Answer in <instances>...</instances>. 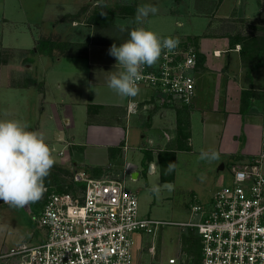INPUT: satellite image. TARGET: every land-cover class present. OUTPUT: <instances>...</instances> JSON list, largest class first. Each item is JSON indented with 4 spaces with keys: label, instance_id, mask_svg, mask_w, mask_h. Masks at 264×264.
I'll list each match as a JSON object with an SVG mask.
<instances>
[{
    "label": "crops",
    "instance_id": "1",
    "mask_svg": "<svg viewBox=\"0 0 264 264\" xmlns=\"http://www.w3.org/2000/svg\"><path fill=\"white\" fill-rule=\"evenodd\" d=\"M217 3L218 0H188L184 2L187 13L199 14L208 18L205 30L200 34L199 32L192 34L187 39L188 43L192 44L203 56V61L196 64L193 70L196 91L191 104L160 98L155 95L153 89L147 86L139 87L140 92L135 98L118 96L107 86L109 76L121 70L119 65H116L117 62L110 59L111 63H106L107 61L104 59L109 56L105 55L104 46L95 44V49H91L90 44L93 42L88 40L89 36L87 35L84 41V33L82 37L77 34V36H71L74 39L68 38L70 33H66L67 28L58 21L62 14L56 18L57 23L53 26L50 36L61 41L87 43L86 56L82 58L74 56L70 58L73 60L64 59L61 63V59L64 58L62 54L55 57L39 54L40 57L35 61L33 86L26 88L27 86L22 80L24 71L20 69H17L18 82L12 83L10 80L12 76L10 73L15 64L4 53L10 51L11 48L25 50L29 39L28 37L19 39L14 36L13 42L17 41L18 44L11 45L9 44L11 38L6 37L4 40V36L1 35L0 53L3 51V55L0 54V88H2L0 113L7 114V111L4 110H10V108L17 110L18 118L16 120L27 123L28 126L33 125L29 130L42 132L46 143L51 145L53 150L56 146L60 147L58 151L60 159L55 162L61 166L62 162L68 161L72 157V153H75L76 148L79 147L83 151L86 147L91 146L107 148V150L119 146L126 150L125 138L128 121L130 122L132 118L133 125L143 123L148 127V130H151L148 140L150 144L155 143V148L157 146L156 149L152 147L154 152L149 148L152 152V159L148 164L149 171L154 170V157L157 158L159 150L173 149L175 163L177 162V152L191 150L190 147H192L193 141L195 142L194 121L196 118L202 124L201 145L205 150L215 149L220 153L229 154L227 151L230 148H235V138L239 137L241 133L247 140L244 143L243 153L249 160L261 147V130L258 120L260 110L256 113L258 115L257 122L250 112L255 109L252 105L254 101V89L251 86L253 78L247 74L242 63L241 43L235 42L232 46L230 39L234 38L237 33L241 35L259 33L260 27L264 25L261 22V19H264V0H221L218 5ZM7 20L12 21L7 17L5 2L0 0V21L5 23ZM83 20V18H79L71 21V25L86 26V20H84L85 22ZM31 41L34 44L36 38ZM4 42L8 44H4ZM215 51L220 53L214 54ZM224 55L227 56L226 62L209 61L210 56L219 59ZM54 63L57 66L60 63L62 65L55 77H51L48 73L52 70ZM77 67L81 68L80 71L83 74L80 80H73L69 85H66V74L62 73V70L64 68L73 70ZM5 74L9 76L6 80ZM37 75L43 85L39 92L34 84L38 78ZM202 80L204 85H202ZM206 84H208L209 90L212 85L215 87V92L210 97L211 101H206V95L209 93L205 91ZM27 91L28 93H26ZM31 94L37 99L33 101L34 105L28 111L29 103H26L24 95L30 97ZM130 101L135 102L137 107L135 112L128 114L127 106ZM89 106L92 108L88 110ZM31 111L32 115L27 116V113ZM42 115L47 117V124L41 121ZM178 115L180 121L187 123L183 132L187 137L186 145L189 149L179 148L181 143L182 147L185 145V141L179 143L176 140L175 130H177ZM124 119L126 125L122 124ZM163 136L166 137L168 145L167 143L162 145L160 139ZM72 163L77 164L78 162L73 159ZM130 165L129 161L124 160L122 172L129 173L135 180L139 173ZM222 165L224 168V164ZM103 175L99 174L93 177L115 178L114 175ZM43 197L40 199L41 207ZM4 204L3 201H0V252L13 246L28 244L21 235V230L19 231L16 226L15 228L12 221L9 220L10 213L3 206ZM26 207L28 208V206ZM43 239L44 237L36 243ZM6 264L21 263L18 259H9Z\"/></svg>",
    "mask_w": 264,
    "mask_h": 264
},
{
    "label": "rangeland",
    "instance_id": "2",
    "mask_svg": "<svg viewBox=\"0 0 264 264\" xmlns=\"http://www.w3.org/2000/svg\"><path fill=\"white\" fill-rule=\"evenodd\" d=\"M186 1L188 0H3V2H5L7 17L8 19H12V21L7 20L5 23L0 21V39L2 37L1 35L4 36V40L6 37H10L11 41L9 44L11 45L18 44L17 41L13 42L14 36L19 37V39H22V37H28L29 39L25 50L11 48L10 51L4 53V55L8 56L15 64V69L12 68L10 73V75H12L10 80L12 83L18 82L17 69H20L24 71L22 72L24 74L22 80L25 82L26 88H28V86H33L34 79L32 78H34L35 61L40 57L39 54L45 56L40 47V39L53 38L50 36V33L53 31V26L57 23L56 18H58L59 15L63 14L58 18V21H60L64 15L73 13H78L77 19L83 18L86 20V26L80 24L72 26L71 20L68 18L62 19L60 24L62 23L61 25L67 28L66 33H70L68 34V38L74 39L71 36H77V34L82 37L84 33V41L87 35L89 36L88 40L93 42L90 44L92 47L91 49H95V44L96 46H104L103 50L105 51V55L109 56L104 60L107 61L106 63H111V60L116 61V59L108 55L109 48L113 43L119 46V44L127 40L129 38L128 31L133 28L145 27L154 31L160 37L172 36L182 42H189L187 39L190 35L198 32L200 34L201 31L205 30L208 18L199 14L187 13L185 10L186 6L184 5ZM141 4L155 5L158 7L159 11L155 15H150L143 24H137L135 22V13L137 6ZM123 5L127 7L124 9ZM211 6L213 7L212 3ZM121 7L124 9V12L127 10V14L121 15L123 12H120ZM84 8L86 10H84ZM92 11H94L95 18L98 20L97 22L93 21L89 24L87 16ZM165 11L167 12L165 13ZM107 15L109 16L108 23L103 26L101 20L107 19ZM33 38H36L34 44L33 41H31ZM4 44L8 43L4 42ZM77 44H80L78 46L80 48H78L79 50H85L84 48L81 49L83 46L82 43ZM66 45L67 44L64 43L62 46L67 48ZM68 49L74 50L77 48L72 46V48ZM0 54L3 55V51ZM47 56L49 57V55ZM55 56L60 55L55 54L53 57ZM78 56L82 58L85 57L86 54H80ZM63 57L61 63H63L64 59L73 60L70 58L74 56L64 55ZM209 61L226 62L227 56L224 55L223 58L219 59L210 56ZM61 63L58 66L54 63L55 65L48 73L49 76L55 77L56 73L61 68ZM80 70V67L74 68L73 70L72 68H64L62 70V73L66 74V85H69L73 80H80L81 75H83ZM252 72L250 73L253 78L251 86L254 89V101L252 105L255 109L250 112L252 113L251 116L253 119H256L258 122L260 119L256 113L261 108L262 88L264 86V67L254 69ZM192 74H194L193 71ZM38 75L34 84L39 92L40 89L42 90L43 85ZM8 77L9 76L5 74V80ZM202 85H204L203 80ZM205 87V91L209 92L206 95L207 100H205L211 101L210 97L214 94L215 87L212 85L210 90L208 84H206ZM4 88L9 90L6 87ZM1 90L2 88H0V100ZM26 93H28V91ZM24 97L26 103H29L28 111H30L34 105L33 101H36L37 98L36 96L34 97L33 94H31L30 97H26L25 95ZM4 111H7V114L0 113V120H16L18 118L17 110L10 108V110L5 109ZM29 115H32V111L27 113V116ZM20 117L23 118L22 116ZM132 120L133 118L130 119V122L128 121L125 138L126 150L119 146L111 147L109 150L97 146L86 147L84 151L80 147L76 148L75 153H72V157L69 158L68 161L62 162V166H64L62 169H66L71 174L65 175L64 173H60L57 176L58 179L61 178L64 181L74 184L71 179L72 174L79 170L85 171L92 177L98 176L99 174L114 175L115 178L123 179L125 186L136 193L139 216L175 223L196 222L198 216L191 213V206L194 204H199L203 207L208 205L211 202L213 194L218 189L224 185L231 184L232 175L229 169L230 165L240 164L247 160V157L244 156L243 153L244 143H246L247 140L244 138V135L240 133L239 137L235 138V148H230L227 151L229 154L219 152V160L211 163L198 161L197 156L201 150L205 149L201 145L200 133L202 131V124L201 121H198L196 118L194 121L196 133L194 137L195 142L193 141V145L190 147L191 150H184V152L176 153L177 164L175 163V168L171 172L173 178L169 181H162L161 170L157 158L154 157L155 167L153 171H149V163L146 160L143 161V153L146 149L148 150L150 148V150L154 152V149L157 148V146L155 148V143L150 144L148 140L151 130H148V127L143 123L133 125ZM41 121L46 124L48 123L47 117L44 115H42ZM122 124L126 125L125 119ZM133 126H135V128H133ZM32 127L33 125H29V129ZM173 134L174 132L172 135ZM176 135L177 130H175V136ZM160 141L162 145L165 143L168 145L166 137L163 136ZM186 144L187 141H185V145ZM152 147H154V149H152ZM50 148L54 159L56 161L60 159V156H58L60 147L56 146L53 150L50 145ZM186 148L189 149V147ZM73 159L78 163L73 164ZM124 160L129 161L131 164L130 167L132 166V168L138 171L139 175L135 180L132 179L129 173L124 174L122 172V162ZM221 164H224V168L222 169H220ZM54 165H58V163L55 162ZM54 171L55 167L53 166L50 173ZM168 175L170 174H167V176ZM165 183L171 184L172 189L168 190L163 187ZM154 184L161 185V192L158 197L149 191ZM3 206L9 210V220L12 221L14 227L16 226L19 231L21 230V235L25 238V242L33 244L45 237L46 229L41 227L37 221L41 208L40 200L28 205V208H13L8 204H4ZM132 236L134 239L132 247V264H169L167 261L171 257L176 258V262L173 264H181L183 261H186L187 258H190V255L187 253V241L189 237L194 240V249L196 251L198 250L197 245L200 241L195 228L170 224L161 226L155 234L138 232L134 233ZM150 247H153L154 250L150 251Z\"/></svg>",
    "mask_w": 264,
    "mask_h": 264
},
{
    "label": "built area",
    "instance_id": "3",
    "mask_svg": "<svg viewBox=\"0 0 264 264\" xmlns=\"http://www.w3.org/2000/svg\"><path fill=\"white\" fill-rule=\"evenodd\" d=\"M198 54L192 44L179 40L173 52L165 50L155 65L144 66L138 86L153 89L160 98L191 104ZM136 107L130 101L128 114ZM259 118V151L247 161L230 165L231 184L218 189L208 205L191 206L196 222L141 217L137 195L123 179L92 177L79 170L72 174L71 190L46 187L37 219L46 229L44 239L4 249L0 264L9 259L21 264H132V235L155 234L169 224L196 229L201 264H264V86ZM167 262L173 264L176 258Z\"/></svg>",
    "mask_w": 264,
    "mask_h": 264
},
{
    "label": "clouds",
    "instance_id": "4",
    "mask_svg": "<svg viewBox=\"0 0 264 264\" xmlns=\"http://www.w3.org/2000/svg\"><path fill=\"white\" fill-rule=\"evenodd\" d=\"M159 11L152 4L137 6L135 22L143 24ZM128 39L123 43H113L108 54L113 56L120 71L109 76L107 86L122 98H135L140 89L144 66L155 65L163 51L173 52L179 45L174 37H160L145 27L128 31ZM220 153L215 149L201 150L198 161L208 163L219 160ZM55 164L50 146L42 132L29 130L27 123L19 120H0V201L13 208H24L42 199L46 192L45 179ZM175 163H169L165 175L171 174ZM163 187L172 189L171 184ZM149 191L157 197L161 185L154 184Z\"/></svg>",
    "mask_w": 264,
    "mask_h": 264
},
{
    "label": "trees",
    "instance_id": "5",
    "mask_svg": "<svg viewBox=\"0 0 264 264\" xmlns=\"http://www.w3.org/2000/svg\"><path fill=\"white\" fill-rule=\"evenodd\" d=\"M221 0H218L217 5L219 4ZM124 9L127 7L126 5H123ZM124 9L121 7L120 12L121 15H124L125 13L127 14V10L124 12ZM84 10H86L84 8ZM83 11V10H82ZM133 13V11H132ZM78 13H73L70 15H64L62 19L68 18L71 21H74L78 18ZM88 23H92L93 21L97 22V18H95V13L92 11L88 16ZM109 16L107 15V19L101 20V24L105 26L108 23ZM95 22V23H96ZM261 22L264 24V19H261ZM261 31V32H260ZM259 33H248L246 35H241L237 33L234 38L230 39V44L233 46L235 42L241 43V48H240V56L242 59V63L244 67L246 68L247 74L252 72V70L257 69L259 67H264V25L260 27ZM40 47L42 49V53L44 55H49V56H54L55 54H62V55H69V56H78L80 54H86L87 52V43H82L81 49L85 50H79L80 48L78 47L80 44L77 43H71L69 41H61L55 38H42L40 39ZM39 43V41H38ZM67 44V48L65 46H62L63 44ZM75 47L77 49L71 50L68 48ZM52 47V48H51ZM62 47V48H61ZM79 48V49H78ZM56 51V52H54ZM62 53H59L61 52ZM203 61V56L198 54L197 57V64L201 63ZM92 108V106L88 107V110ZM177 137L176 140L179 141V143L186 141L187 137L184 135V129L187 123L180 121L179 120V115L177 118ZM179 145V148L181 149H186L187 145H184L182 147ZM152 159V152L148 149L145 150L143 153V161L146 160L148 163ZM157 160L160 166L161 170V180L162 181H169L173 178V174L170 175H165V169L167 168L169 163H175V152L173 149H164V150H159L157 152ZM55 171L53 173H50V175L45 179V185L46 187H52L55 188L57 191H69L72 189V183L64 181L63 179H58V174L64 173L65 175H70L71 173L67 171L66 169H62L63 166L61 165H54ZM54 176H53V175ZM54 183V184H53ZM187 253L190 255V258H187L186 261H183L181 264H201V243L199 241L198 243V250L196 251L194 249V240L189 237L187 241ZM185 260V259H184Z\"/></svg>",
    "mask_w": 264,
    "mask_h": 264
},
{
    "label": "water",
    "instance_id": "6",
    "mask_svg": "<svg viewBox=\"0 0 264 264\" xmlns=\"http://www.w3.org/2000/svg\"><path fill=\"white\" fill-rule=\"evenodd\" d=\"M220 168H221V169L223 168V165H222V164L220 165Z\"/></svg>",
    "mask_w": 264,
    "mask_h": 264
}]
</instances>
